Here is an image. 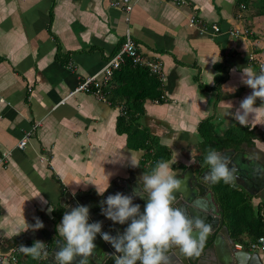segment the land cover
Listing matches in <instances>:
<instances>
[{
    "label": "crops",
    "instance_id": "0c3cea01",
    "mask_svg": "<svg viewBox=\"0 0 264 264\" xmlns=\"http://www.w3.org/2000/svg\"><path fill=\"white\" fill-rule=\"evenodd\" d=\"M112 1L0 0V153L9 155L0 163V254L40 240L48 256L55 245L50 220L67 191L92 194L91 183L107 187L118 178L136 183L151 172L155 150L133 147L129 135L117 128L122 112L132 110L131 99L119 94L123 87L135 88L131 75H124L127 82L119 78L132 61L104 85V100L75 91L120 50L128 30L146 60L161 62L164 77L132 63L150 72L161 88L160 97L142 101V112H131L133 123L170 150L166 162L183 182L174 202L189 212L193 200L186 195L196 191L202 218L222 221L232 237L226 197L205 180L204 142H215L222 154L243 151L264 164V115L251 114L246 126L231 115L252 92L241 83L240 69L248 66L258 73V62L264 63V0H133L130 12ZM236 28L243 33L232 35ZM262 103L257 99L256 106ZM26 135L28 143L20 148ZM131 159L139 166L132 167ZM234 185L249 193L254 214L256 207L264 221V187L249 192ZM146 202L145 195L141 212ZM37 219L44 227L33 230ZM254 219L246 216L245 222ZM171 250L169 261L176 264L228 260L208 249L191 263L178 248ZM225 251L231 257L243 250L227 244ZM255 252L264 264V251ZM37 260L22 252L16 264Z\"/></svg>",
    "mask_w": 264,
    "mask_h": 264
},
{
    "label": "clouds",
    "instance_id": "9594fccd",
    "mask_svg": "<svg viewBox=\"0 0 264 264\" xmlns=\"http://www.w3.org/2000/svg\"><path fill=\"white\" fill-rule=\"evenodd\" d=\"M240 78L241 83L250 87L252 92L240 101L239 107L231 115L239 124L246 126L251 114H254V118L264 115V103L256 106L257 99L264 101V64L258 73L243 66ZM129 163L132 167L139 166L134 159ZM204 163L209 166L206 181L216 183L223 180L226 184L234 185L236 169L235 166L229 167L230 160L226 154L209 148ZM182 183L166 161H158L150 173L144 172L139 177L140 188L134 189L132 195L121 192L108 195L100 202L102 214L114 223L128 224L123 233L115 236L102 231V221L89 222L88 206L78 205L66 211L57 225V234L61 239L57 241L54 253L55 264H74V261L76 264H90L96 249L94 241L97 234L115 249L114 264H169L170 257L166 253L173 247L188 258L199 257L212 225L199 215L189 216L183 208L173 207L175 193L182 190ZM91 184L100 196H104L110 187L109 182L107 187ZM145 195L147 202L141 212V206L134 204L133 200ZM30 227L38 230L44 224L37 219ZM20 250L34 259L47 256L46 243L40 240H36L32 246L20 245Z\"/></svg>",
    "mask_w": 264,
    "mask_h": 264
},
{
    "label": "water",
    "instance_id": "95a60500",
    "mask_svg": "<svg viewBox=\"0 0 264 264\" xmlns=\"http://www.w3.org/2000/svg\"><path fill=\"white\" fill-rule=\"evenodd\" d=\"M226 153L227 155L232 154V156H230L229 158V167L232 168L233 166H235V181L239 185L243 186L249 192H251L252 190H257L262 186L264 187V164L260 160L256 158L247 157L243 151L233 152L229 150L226 151ZM197 186L201 188L200 191L203 190V187H201L203 185ZM139 188V181L134 183L131 179L129 180L126 178H118L104 193V196L98 195L97 192L91 194L81 191L73 195L71 191H67L64 195V199L61 201L59 208H57L55 213L53 214V219L50 220L51 232L49 238L55 239V245L53 248H51V251L49 252L48 256H41V258L37 260L38 264H55L54 253L57 250V241L61 239V237H59V235L57 234V225L62 221L63 215L66 211H70L72 208L78 205H85L89 207L90 223L95 221H102L103 232H108L113 236L123 233L128 224L114 223L112 220L106 218L105 215L102 214L100 202L106 199L108 195L115 194L117 192H121L126 195H132L133 190ZM189 193H191V195L187 194L186 198L189 201L193 200V205L195 202L196 208L193 206L189 209V212L184 208L185 212L189 216H201L202 212L197 209L201 206V201H198L194 198V196L196 195V191ZM141 199L142 198L138 196L134 197L133 203L139 204ZM173 205H175L176 207H180V205L176 202H174ZM197 211H200V213ZM203 217L207 219V223H210L212 225V228L211 232L205 236L204 240V244L211 243V246H209V248L203 247L201 255H203L205 251L209 249L211 252H216L217 255L220 257V260L222 259L220 253H224V256L228 259L225 264H262L260 255L257 252L251 253L249 251L243 250L235 254L234 256H227V253L225 251L227 244L233 245L234 243V239L230 236L228 227L226 225L221 226L222 221H218L217 219L214 220L211 215L210 218H208L206 215ZM128 223H130V221ZM94 243L96 244V249L94 251L93 256L90 258V264H114L115 249L112 247V245L108 242H105L101 238L100 234H97ZM173 253V250L166 253V255L170 257V260H172L171 258L173 256ZM182 256L184 255L182 254ZM195 258L196 257H186L185 259L188 262L194 263ZM74 264H76L75 261ZM169 264L176 263L169 261Z\"/></svg>",
    "mask_w": 264,
    "mask_h": 264
},
{
    "label": "trees",
    "instance_id": "16d2710c",
    "mask_svg": "<svg viewBox=\"0 0 264 264\" xmlns=\"http://www.w3.org/2000/svg\"><path fill=\"white\" fill-rule=\"evenodd\" d=\"M119 73V78L121 77L123 79L121 82H127L128 78L126 76L131 75V87L135 86V88L133 87L130 89H128V87H123L119 92L120 95H125L131 99L132 107H129L132 109L131 112H142L143 100L154 99L161 96L160 83L157 79L150 75V72L135 69L132 63L129 62V65ZM131 112L130 109H128L120 115L117 125L120 133H127L130 137L131 145L135 148L155 150V153L151 155L153 167H155L158 161H167L171 155L170 150L158 142H153L146 129L138 128L133 123L134 114ZM204 144L205 150H208L209 148H213L215 150L219 149L217 148L215 142L205 141ZM225 145L227 146L226 143ZM214 186H216L224 197L227 198H225V200H227V214L229 222H232L231 235L235 241L242 242L246 245L249 240H257L260 236L264 235V221L259 219L260 217L258 215L260 214V211L256 207L254 214V207L249 198L246 197V193H248L246 190L241 191L236 187V185L226 184L223 180L214 183ZM251 215L254 216L255 219L247 225L245 217L247 216V218H250ZM245 235H248V237Z\"/></svg>",
    "mask_w": 264,
    "mask_h": 264
},
{
    "label": "built area",
    "instance_id": "2783aa9c",
    "mask_svg": "<svg viewBox=\"0 0 264 264\" xmlns=\"http://www.w3.org/2000/svg\"><path fill=\"white\" fill-rule=\"evenodd\" d=\"M181 3H183V1H181ZM112 5L130 12L133 9V0H113ZM190 22L192 25H195L197 22L195 16L191 17ZM213 28L216 31H220V27L217 24H214ZM241 32L243 33V31L239 28L231 30V34L234 36L240 34ZM250 57L251 60H257L256 56L254 57L251 55ZM127 60L132 61L134 65L147 66L152 72L159 74L161 80L164 79L161 62L158 60H146L140 52L139 47L135 43L130 31L128 30L120 50L106 62V64L98 73L82 80L78 84L75 91L92 92L96 94L98 98L104 100L106 94L104 85L110 82V79L114 75L115 71L120 69ZM258 64L260 68V66L264 63L258 62ZM156 102H159V100H156ZM28 139L29 136L26 135L19 141L18 146L20 148H24L28 143ZM8 156L9 155L7 152L0 153V163L5 162ZM20 245L28 246L27 243H22L16 245L9 254H0V263L9 261L11 264H16L18 261V256L23 252L20 250ZM235 246L237 249L241 250L264 251V235L260 236L257 240H249L248 244L246 245L242 242H235Z\"/></svg>",
    "mask_w": 264,
    "mask_h": 264
},
{
    "label": "flooded vegetation",
    "instance_id": "af4514ba",
    "mask_svg": "<svg viewBox=\"0 0 264 264\" xmlns=\"http://www.w3.org/2000/svg\"><path fill=\"white\" fill-rule=\"evenodd\" d=\"M232 246H234V247L236 248V246H235V241H234V243H233ZM236 249H237V248H236ZM238 250H241V249H238ZM249 251H253V250H249ZM253 252H255V251H253Z\"/></svg>",
    "mask_w": 264,
    "mask_h": 264
}]
</instances>
